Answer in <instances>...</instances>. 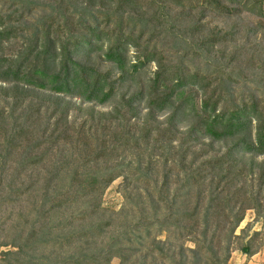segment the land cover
I'll return each instance as SVG.
<instances>
[{
  "label": "rangeland",
  "instance_id": "374dc122",
  "mask_svg": "<svg viewBox=\"0 0 264 264\" xmlns=\"http://www.w3.org/2000/svg\"><path fill=\"white\" fill-rule=\"evenodd\" d=\"M113 11L109 0H0V27L13 30L2 51L5 55H16L45 23L61 24L69 20L75 25L113 31L117 21ZM178 14L179 10L175 9L173 16ZM193 14L191 19L202 17L201 23L205 25L202 32L192 36L181 30L189 23L186 18L178 22L174 35L164 29L154 32L153 26L147 27L143 44L156 45L168 66L199 67L201 75L207 78L214 77L220 68L225 74L233 73L232 79H225L233 98L247 96L249 89H258L260 95L258 75L264 68V36L256 33L247 37L253 20ZM107 15L113 18L111 23L107 22ZM136 22L137 30L146 25L145 21ZM235 24L238 31L227 42L214 47L203 43L202 49L208 47L209 51L198 53L200 59L195 64L189 61L191 50L187 47L193 39L201 43L212 34H224ZM258 44H261L260 54L255 52ZM235 52L243 59L254 55L253 60L238 67L223 64ZM133 53L131 49L130 56ZM155 70V63L145 65L140 82L147 81ZM128 86L120 89L109 105L97 106L48 92L30 91L24 99L15 98L7 91L10 86L0 83V264H19L15 259L4 261L3 254L15 252L13 245L31 230L43 245L32 255L54 260L78 251L96 252L121 237L130 225L146 221L155 224L148 235L142 233L140 241L133 234L128 236L131 241L117 244L112 254L120 248L125 250L129 264H200L188 251L181 253L183 248H194L188 238L168 237L167 232L157 229V219L168 216L161 196L173 202L174 212L184 213L194 208L196 199L182 188L184 174L220 155L225 145L189 136V123L182 116L170 126L167 121L170 112L156 113L148 117L146 124L148 111L144 103L132 104L137 112L123 107L117 116L114 108L121 103L120 95L128 93V99L136 88V84ZM202 95L203 91L199 92L200 98ZM59 104L62 108L69 106L66 119L55 112ZM21 125L28 132L23 138L17 131ZM90 176L113 180L105 186L82 188L80 181ZM165 178L168 181L163 185ZM263 215L257 217L254 210L246 211L235 231L226 264L237 263L243 254L241 248L249 241L252 250L259 248V252L252 259L244 254L245 263L253 260L255 264H264ZM255 233L260 236L253 237ZM62 236H74L76 244L66 250L56 248L55 239ZM111 264L120 261L112 258Z\"/></svg>",
  "mask_w": 264,
  "mask_h": 264
},
{
  "label": "trees",
  "instance_id": "16d2710c",
  "mask_svg": "<svg viewBox=\"0 0 264 264\" xmlns=\"http://www.w3.org/2000/svg\"><path fill=\"white\" fill-rule=\"evenodd\" d=\"M109 1L114 6L117 20L113 31L75 25L69 20L61 24L45 23L27 39L28 42L16 55H5L2 51V45L10 40L13 30L0 27V83L9 85L7 91L15 98L24 99L30 91L48 92L52 96L78 99L97 106L109 105L120 89L136 84L128 99V93L120 95L121 103L114 108V114L120 116L123 107L136 111L132 104L144 103L148 111L144 120L146 124L148 117L170 112L167 119L170 126L178 116H182L189 123V136L225 145L220 155L184 174L182 188L193 194L196 199L194 208L184 213L174 212L173 202L161 196L168 216L157 219L156 224L159 232H167L168 237L188 238L194 248H183L181 253L188 251L198 258L200 264H226L236 238L235 231L246 211L254 210L257 217L264 214V68L258 75L260 95L258 89H249L247 96L233 98L225 83V79L233 78V73L225 74L226 71L220 68L214 77L209 75L207 78L201 75L199 67L181 69L175 64L168 66L156 45L143 44L142 38L149 26L155 28L154 32L164 29L173 34L178 22L186 18H189V23L181 30L194 36L202 32L205 25L201 23L200 16L191 19L193 13L201 16L214 14L224 19L248 17L253 23L249 24L247 37L256 33L264 36V0ZM175 9L179 10L177 16H173ZM135 17L142 23L145 21L146 25L137 30ZM106 20L111 23L113 18L107 15ZM237 31L238 24H235L224 34H212L201 43L193 39L187 47L191 50L189 61L195 64L200 59L198 53L209 51L208 47L202 49L203 43L214 47L227 42ZM260 45L255 51L258 54L261 52ZM131 49H134L132 56ZM253 57L251 55L243 59L242 55L235 52L223 64H235L238 67L247 60H253ZM149 63H155L156 70L147 81L140 82V75ZM211 77L215 80L213 89ZM202 91L200 98L198 95ZM60 106L56 107L55 112L66 119L69 106ZM134 114L137 116V113ZM18 128L22 138L27 136L28 132L22 125ZM143 130L148 132V129ZM112 180L110 177L99 179L90 176L80 183L82 188L91 189L105 186ZM167 181L165 178L163 185ZM154 225L147 221L130 225L121 237L112 240L103 249L92 253L78 251L54 260L48 256L35 258L32 255L42 242L31 230L13 245L15 252L3 254V260L15 259L19 264H111L112 258H118L120 264H129L130 258L125 250L120 248L113 255V247L124 245V240L131 241L128 236L134 235L140 241L142 233L148 235ZM259 236L260 233L253 235ZM55 240L54 246L60 250L76 244L74 236H62ZM250 243L241 248V252L248 256L259 252V248L252 250ZM160 252L163 253L162 250Z\"/></svg>",
  "mask_w": 264,
  "mask_h": 264
},
{
  "label": "crops",
  "instance_id": "0c3cea01",
  "mask_svg": "<svg viewBox=\"0 0 264 264\" xmlns=\"http://www.w3.org/2000/svg\"><path fill=\"white\" fill-rule=\"evenodd\" d=\"M242 256H240L239 258H238V262L236 263V262H234V263H232V264H255L254 263V261L253 260H248V262L247 263H245L246 261H245V258H246V255H244V254H241ZM257 255H253V256H251V259L252 258H254V257H256ZM256 264H258V263H256Z\"/></svg>",
  "mask_w": 264,
  "mask_h": 264
}]
</instances>
